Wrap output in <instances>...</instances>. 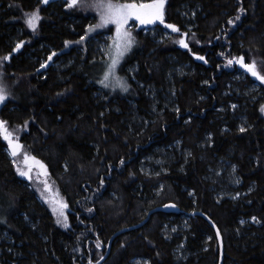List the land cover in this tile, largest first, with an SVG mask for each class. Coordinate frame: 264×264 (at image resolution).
Segmentation results:
<instances>
[{"label": "trees", "instance_id": "obj_1", "mask_svg": "<svg viewBox=\"0 0 264 264\" xmlns=\"http://www.w3.org/2000/svg\"><path fill=\"white\" fill-rule=\"evenodd\" d=\"M165 1L168 23L182 27L176 11H195L191 36L197 42L188 50L170 41L154 48L134 32V46L121 74L125 67L138 65V79L145 85L166 87L169 80L175 91L172 111L158 114L146 125L148 120L139 124L136 108L127 103V99L136 102L143 119H148L142 112L146 100L129 79L127 94L115 93L104 103L88 84L97 81L88 59L82 72L75 66L62 72L41 69L35 60L44 58L50 48L63 51L66 41L83 44L71 33L70 18L82 19L85 25L90 11L63 4L54 8L55 14L38 0H0V58L10 54L0 62V81L8 92L0 120L9 128H26L20 142L55 180L71 224L69 230L57 226L49 209L19 176L7 141L0 135V230L9 234L23 255L17 264L98 262L113 234L140 224L153 208L168 203L177 204L181 212L155 213L142 228L117 237L104 264H131L135 258L149 264H220L216 232L203 217L189 219L182 238L191 254L186 260L176 258V242L162 234L165 220L193 212L207 215L219 228L224 264H264V116L260 110L264 99L249 102L233 92L236 86L244 89L254 83L237 58L255 60L258 67L264 62V0ZM37 7L41 19L31 31L24 14ZM76 28L87 32L83 26ZM20 41L27 43L17 51ZM169 55L192 65L191 75L168 79ZM200 56L204 62L196 60ZM260 88L264 91V84ZM232 104L238 109L233 110ZM239 116L245 124L236 120ZM175 146L182 152L179 162L166 174L146 180L141 172L144 159L171 147L176 154ZM225 163L237 169L239 190L246 194L241 200L219 198L225 191L219 174ZM160 187L159 193L154 192ZM253 216L258 224L242 225V219ZM2 259L0 264L14 262L6 252Z\"/></svg>", "mask_w": 264, "mask_h": 264}, {"label": "rangeland", "instance_id": "obj_2", "mask_svg": "<svg viewBox=\"0 0 264 264\" xmlns=\"http://www.w3.org/2000/svg\"><path fill=\"white\" fill-rule=\"evenodd\" d=\"M40 2V6H45L47 8L51 7V10L57 14L56 11H54V8L57 6H61L63 4H66L67 0H49L47 4L42 3V0H38ZM90 2V0H89ZM167 1H165V7H166ZM83 9L90 11V15H87L89 18L87 19V23L85 25L82 24V19L79 18H70V24L69 28L71 30V33L74 35V38L76 40H81V37H84L82 40L83 44H76V43H68L63 51L56 52L53 48L48 49V52L44 54V58H40L35 60L39 62L38 64H44L46 60H48L49 55H51L53 52L56 53L55 56H53L52 60L48 61V63L45 65V67L41 69H49L52 68L53 70H57L59 72L67 71L72 67L77 68V72H82L83 66L86 64V59H88V64L90 66L91 72H96L97 77L96 78V85H92L91 81H88V84L90 86L95 88L94 95L97 99L100 100V102H109L110 98L113 97L115 93L125 95L129 92L123 91L118 85H115L112 83V81H109V84L111 86L104 87L99 83L101 79H103V74L107 68V65L110 63V57L108 55V50L112 47L113 41L115 38V26L114 25H107L105 27H101L102 29H99L98 33L93 29L89 31V25H95L99 22V15L98 13L92 9L88 8L86 6H80ZM165 10V9H164ZM189 10L186 8V10H177L176 15H178V19L180 20L182 27L178 26L180 29V32H172L170 29L166 27V13H165V24H161L160 22L156 26H150L147 28H141L139 26L138 21H135V19H130L128 22V25L126 26L127 29L132 33L134 37V32H140L142 40L146 41V43L149 46H153L154 48L157 47L158 44H164L168 41H170L173 45H177L179 48H183V46L179 43L180 39H184L186 43L188 44V48H190L195 42H197L191 35L194 36V33H192L194 25V18H195V11ZM49 14V13H48ZM174 24V23H173ZM27 25V24H26ZM77 27L83 26V29H85L86 33H79L77 30ZM27 29L34 31L33 29L29 28L27 26ZM183 33H188L187 36H183ZM76 42V41H75ZM27 42H23L21 47L17 49V51H22L25 44ZM134 46V43L131 45L129 51L125 52L124 56L120 59V62L116 66L115 70V76L123 77L126 81L129 79L130 82L134 83L137 89L140 91V94L144 96L146 100V106L142 108V112H145L148 115V119H143V117L140 114V111L138 109V106L136 105V102L132 101L131 99H127V103L130 107L134 106L136 108V119L139 120V124L143 122L142 120H148L146 125L151 123L152 120L158 115L165 111H172L171 106H173L174 99L173 96L175 95V91L173 89V86L171 82L168 80L166 87H154V86H148L145 85L143 82L138 79L139 74V67L138 65H130L124 68L123 74H121V68L124 64L125 60L127 59L128 55L130 54L132 47ZM188 48L186 50H188ZM190 50V49H189ZM168 65L169 70L167 72L168 79L173 76H187L191 75L192 73V65L185 64L181 62L177 57H174L172 55L168 56ZM196 60L200 62H204L203 60L196 57ZM247 72V71H246ZM250 74V73H249ZM245 72L241 73V77L244 78ZM251 78L254 80V83H248L245 85L244 89H241L239 86H236L233 89V92L237 93L236 97H240L243 100L246 101H255L256 99H264V91L260 88V84H264V81H260L258 78L253 77L250 74ZM170 79V80H171ZM128 83V82H127ZM115 97V96H114ZM2 103L0 102V108L2 107ZM145 104V103H144ZM235 104H232L233 106ZM264 105V104H263ZM106 106V105H105ZM236 107L232 109L236 110L238 109V105H235ZM234 113V111H232ZM261 114L264 116V112H261ZM236 120H240L239 122L242 124H245V121L240 116L236 118ZM7 126V125H6ZM242 125H240V128ZM9 131L12 133V137L15 141H18L20 144V134H23L26 132V128L20 127V128H9ZM7 141V140H6ZM8 144V141H7ZM23 145V144H22ZM176 154H173L172 152L175 150L172 147L159 150L157 152V156L151 155L150 157H147L144 159V162L141 166V172L144 174L146 180H150L152 177L157 176L161 173L166 174L171 166L175 165L179 162V157H181V150L180 148H177L175 146ZM8 153L10 157L16 160L15 166L16 170L17 167H20L24 170H28L29 165H26L24 161V153H27L29 156H33L30 154L26 147H22L21 151L16 157H13L11 155V149L8 144ZM168 149V150H167ZM38 160V159H37ZM47 174L45 175V171L41 169L38 165L35 163H31V172L30 176L31 179H29L26 176H19L26 181L28 184H30V187L36 192L39 200L49 209L50 213L53 215L55 222L58 219L57 212L54 211V209H59V204L57 201H63L67 204L65 198L63 197L61 191L59 190L55 180L51 178L48 175V171L46 168ZM220 176H221V182L219 181L217 184L220 186V183L225 189V191L219 195L220 199L227 198L233 201L241 200L243 199L246 194H243L239 188L241 186V179L237 174V169L234 166H231L230 163H225V166L221 168L220 170ZM47 180L49 188H45L44 181ZM162 186V185H161ZM162 190V187L160 189L154 191L156 193H159ZM43 193V195H42ZM239 193V195H237ZM190 197H192V193H189ZM143 198H146L145 195L142 196ZM64 214L67 217L65 222L57 223V226L62 227L63 230H69L71 228V224L68 218V209L65 208ZM60 219L63 221V217H60ZM189 219L190 216L188 214H183L179 217H170L167 221L165 220L163 225V232L162 234L165 235L166 239L174 240L176 242L175 245V255L178 260H186L188 259L191 254L189 251H187V248L185 246L184 241H182V238L184 237V233L186 230H188L189 226ZM244 223H242L243 226H248L249 224H258V222L250 220H244ZM65 223L67 226H65ZM249 227V226H248ZM61 228V229H62ZM182 241V243H181ZM15 243L9 236L7 232H3L0 230V261L2 262L4 257V253L12 254L14 262L11 264H17L16 259L20 260L22 258V254L18 252L17 247H14ZM111 255V254H110ZM10 264V263H9ZM88 264V263H86ZM131 264H149V261L143 258H135L131 261Z\"/></svg>", "mask_w": 264, "mask_h": 264}, {"label": "snow or ice", "instance_id": "obj_3", "mask_svg": "<svg viewBox=\"0 0 264 264\" xmlns=\"http://www.w3.org/2000/svg\"><path fill=\"white\" fill-rule=\"evenodd\" d=\"M49 0H42V3L47 4ZM77 6H86L88 8L94 9L99 15V22L95 25H89V31L95 28L105 27L109 24L115 26V38L113 41L112 47L108 50V55L110 57V63L107 65V68L103 74V79L99 81L101 85L104 87L111 86L109 81L111 80L113 84L118 85L123 91H128L129 85L127 81L123 77L115 76L116 66L120 62V59L124 56L125 52L129 51L131 45L135 42V38L133 37L132 33L127 29V25L130 19H135L141 25H146L150 23H155L159 21L161 24H165V0H67L65 7L72 8ZM239 11L243 12L245 9L241 8ZM25 16V23L27 26L33 30L36 29L38 23L41 19L40 10L37 7L36 9L26 12ZM239 15L236 17V20H239ZM230 23H234L235 21L230 20ZM166 27L171 29L174 32H180L179 27L173 23H167ZM188 33H183V36H187ZM84 37H81L83 40ZM70 42L66 41L65 44ZM179 43L188 48V44L182 38L179 40ZM23 41H20L16 45V49H19ZM56 53L53 52L49 55L48 60L41 64V68L45 67L48 61L52 60L53 56ZM195 55V53H193ZM10 58V54L3 58H0V62L3 60H8ZM201 60L205 58L203 56L198 57ZM232 63V60H229V64ZM237 63H239L248 73H250L253 77L258 78L260 81H264V62H262V67H258L257 61L252 60L251 62H245L243 56L237 58ZM8 92L6 90L5 85L2 81H0V102H3L7 99ZM233 108L236 106L233 105ZM179 111V109H176ZM261 112H264V105L261 106ZM6 121L0 120V135L3 136L5 140L8 141L9 147L11 149V155L16 157L17 154L21 151L23 145L20 144L18 141H15L12 137V133L6 126ZM27 123V122H25ZM241 131H244V128L241 127ZM26 165H29L28 170H24L20 167H17V172L21 176H26L31 179L30 172H31V163H35L41 169L46 172V166L43 164L42 161L37 160L35 156H29L27 153H24V161ZM13 163H16V160H13ZM121 164L124 163V160L121 159ZM101 184H103V180H101ZM45 188H49L47 180L44 181ZM43 195V193H42ZM239 195V193H237ZM59 204V209H54L57 212L58 219L57 223L65 222L67 217L64 214V209L67 208V204L63 201H57ZM175 206V205H173ZM92 211V209H89ZM63 217V221L60 219ZM253 221L259 222L257 217L253 216L251 218ZM214 223V222H213ZM241 223H244L242 220ZM65 226L67 224L65 223ZM217 235H220L219 228L216 229ZM211 239V237H209ZM101 246L100 242L97 241L96 247L99 248ZM103 257H101L102 259ZM89 264H92V261H89ZM98 264V262H97Z\"/></svg>", "mask_w": 264, "mask_h": 264}, {"label": "water", "instance_id": "obj_4", "mask_svg": "<svg viewBox=\"0 0 264 264\" xmlns=\"http://www.w3.org/2000/svg\"><path fill=\"white\" fill-rule=\"evenodd\" d=\"M158 23H159V21H157L155 23L146 24V25H141V24H139V25H140V27H142L144 29V28H147V27H150V26H156ZM172 32H174V31H172ZM174 33H176V32H174ZM186 49L187 48L183 47V50H186ZM173 205H175V206H173ZM158 212L164 213V214H176V213H180L181 210H180V207L177 204H175V203H168V204H165V205H162V206H159V207H155L148 213L147 218L143 222H141L140 224H138L136 226H133V227H130V228H125V229L117 231L110 238L109 243H108V247H107V251H106L105 255L103 256V258L98 261V264H104L105 261L110 257V254H111V251H112V245H113V243H114V241H115V239L117 237H119L122 234L128 233L129 231H134V230L142 228L149 221L150 217L153 214L158 213ZM189 216L190 217L201 216L205 220L209 221V218H208L207 215L199 213V212L190 213ZM216 229L217 228L214 227L215 232H216ZM216 235H217V232H216ZM217 238H218V241H219L220 251H221L220 264H224L223 263V257H222L223 249H224V243H223L221 235H219V236L217 235ZM92 264H97V262L92 263Z\"/></svg>", "mask_w": 264, "mask_h": 264}, {"label": "bare ground", "instance_id": "obj_5", "mask_svg": "<svg viewBox=\"0 0 264 264\" xmlns=\"http://www.w3.org/2000/svg\"><path fill=\"white\" fill-rule=\"evenodd\" d=\"M208 221V220H207ZM212 226H213V228L214 227H216V225L209 219V221H208ZM217 228V227H216ZM222 257H223V254H222ZM106 262V261H105Z\"/></svg>", "mask_w": 264, "mask_h": 264}]
</instances>
